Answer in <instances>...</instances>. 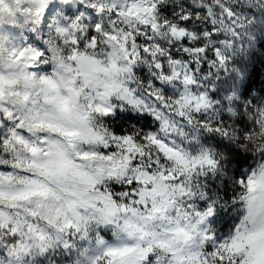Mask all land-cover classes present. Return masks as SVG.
I'll use <instances>...</instances> for the list:
<instances>
[{
  "label": "clouds",
  "instance_id": "1",
  "mask_svg": "<svg viewBox=\"0 0 264 264\" xmlns=\"http://www.w3.org/2000/svg\"><path fill=\"white\" fill-rule=\"evenodd\" d=\"M0 84V192H39L0 198V264H178L264 228V0H0Z\"/></svg>",
  "mask_w": 264,
  "mask_h": 264
},
{
  "label": "snow or ice",
  "instance_id": "2",
  "mask_svg": "<svg viewBox=\"0 0 264 264\" xmlns=\"http://www.w3.org/2000/svg\"><path fill=\"white\" fill-rule=\"evenodd\" d=\"M207 13L209 17L212 18V23L215 25L217 20L215 18V13L211 8L207 9ZM228 15H231V12H228ZM187 19V17H185ZM190 22V20H189ZM203 51V49H200ZM3 94V85L0 84V95ZM11 115V113H8ZM18 127L24 128H39L46 127L51 129L54 133L58 134L61 138H64L65 142L71 141L73 137L78 135L77 132L64 128L58 124H53L51 122H47L43 119L37 120L35 123L32 121L20 120ZM13 139H17L15 133H13ZM123 139L130 140L131 137H124ZM5 145L11 143L9 140H5L3 142ZM15 147V145H13ZM131 151V149H130ZM48 155V153H45ZM82 159H87V154H85ZM0 163H8V161L0 158ZM14 166L19 167L22 163H26L27 166L36 168L37 170H43L46 173L52 171L50 165H53V161H46L44 163H37L36 161H21L16 160L13 162ZM129 183L135 187V181L130 180ZM254 185L250 182V188ZM39 194L38 190H30L24 193H6L0 192V198H7L10 200L15 199H25L29 196ZM239 236V234H238ZM247 245V253L244 264H264V228H261L256 231L249 232L246 236L241 238H233L230 244H221L219 249L214 251H210L208 257H202V254L199 252L192 253L187 257L181 256L179 258L178 264H223L225 260V253L232 254L238 253L243 250ZM153 249L152 246L142 247L137 244L135 246H109L104 251V257H107V264H144V261H151ZM209 257L211 259H209ZM102 257H97L96 260L92 262V264H97V261ZM231 264V261H229Z\"/></svg>",
  "mask_w": 264,
  "mask_h": 264
}]
</instances>
